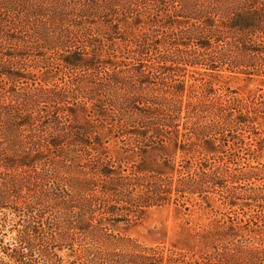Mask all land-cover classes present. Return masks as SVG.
<instances>
[{
	"label": "trees",
	"instance_id": "trees-1",
	"mask_svg": "<svg viewBox=\"0 0 264 264\" xmlns=\"http://www.w3.org/2000/svg\"><path fill=\"white\" fill-rule=\"evenodd\" d=\"M5 42L0 264H264V0H0ZM32 55L67 77L40 118ZM163 206L172 239L120 229Z\"/></svg>",
	"mask_w": 264,
	"mask_h": 264
},
{
	"label": "rangeland",
	"instance_id": "rangeland-1",
	"mask_svg": "<svg viewBox=\"0 0 264 264\" xmlns=\"http://www.w3.org/2000/svg\"><path fill=\"white\" fill-rule=\"evenodd\" d=\"M0 49L5 53L15 52V48L12 47V44L6 42L0 45ZM28 50L33 54L43 52L39 46H32ZM24 61V63L21 62L25 65L23 67L28 69L30 71V76L34 78V81L30 79H26L27 81L25 79L18 80L17 82L15 81L19 87L18 89L24 94L25 92L23 89L38 87L39 84L42 83L40 82V78H45L44 83L47 87L59 86L64 83L63 81L67 78L66 74H59L60 66L56 61H52L50 58H44L41 61V59L36 60V56L32 55L31 57H27ZM222 79L226 80V83L232 88L256 89L257 87L263 86L260 76H253L251 79H247L241 74L228 77L223 75ZM0 87H2V89L14 87L13 81L7 79L1 72ZM34 89L35 91L30 96L31 100L27 103V108L32 113H35L37 118H40L43 114V110L50 109L52 102L49 99L50 93L48 89ZM262 135L264 138V133ZM262 159H264V154ZM141 215V217L136 219L123 220L119 222V226L123 233L144 243H158L172 239L175 237L178 223L182 220L174 216V211L171 206L152 208Z\"/></svg>",
	"mask_w": 264,
	"mask_h": 264
}]
</instances>
